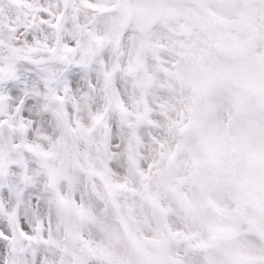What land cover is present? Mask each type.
<instances>
[{
  "label": "snow or ice",
  "instance_id": "6c2138e0",
  "mask_svg": "<svg viewBox=\"0 0 264 264\" xmlns=\"http://www.w3.org/2000/svg\"><path fill=\"white\" fill-rule=\"evenodd\" d=\"M0 264H264V0H0Z\"/></svg>",
  "mask_w": 264,
  "mask_h": 264
}]
</instances>
